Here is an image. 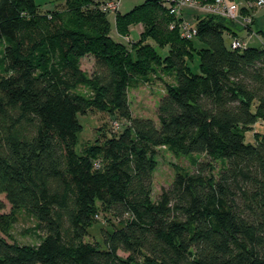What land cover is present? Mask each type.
Segmentation results:
<instances>
[{
    "label": "trees",
    "instance_id": "1",
    "mask_svg": "<svg viewBox=\"0 0 264 264\" xmlns=\"http://www.w3.org/2000/svg\"><path fill=\"white\" fill-rule=\"evenodd\" d=\"M64 1L42 10L0 0V194L12 205L0 210V264H264V131L246 135L264 122L263 41L233 48L225 35L247 39L245 29L200 13L185 38L160 0H145L117 13L120 31L144 26L131 52L108 33L106 0ZM158 71L174 83L157 118L134 116L128 86ZM94 108L126 125L83 153L80 117ZM160 147L194 157L196 169L154 199ZM19 209L38 220L36 246L12 236ZM102 212L118 225L89 243Z\"/></svg>",
    "mask_w": 264,
    "mask_h": 264
},
{
    "label": "rangeland",
    "instance_id": "2",
    "mask_svg": "<svg viewBox=\"0 0 264 264\" xmlns=\"http://www.w3.org/2000/svg\"><path fill=\"white\" fill-rule=\"evenodd\" d=\"M145 0H122L120 6V12L125 13L131 10L135 5L142 3ZM41 3L42 10L57 9L61 10L65 7L64 0H37ZM118 11L112 13L107 12L109 18V35L124 41L130 48L133 47V42H137L140 38V33L144 31L142 23H136L130 25V31H120L118 29ZM197 11L184 8L183 17L191 24L196 25L197 19L195 17ZM256 23L253 25V29H264V8L256 10L254 13ZM247 34H243L242 37ZM248 36V35H247ZM226 43L229 45V36L225 35ZM231 39V38H230ZM250 45H260L261 41L264 40V36L260 38L253 37L250 39ZM149 42L154 46L157 44L153 39H149ZM197 44V43H196ZM202 45V44H201ZM183 46V45H182ZM167 45L164 46V54L168 51ZM132 48L131 52H134ZM82 68L89 73H92L94 69V57L88 54L82 58ZM162 79L155 75H150L145 81L140 80L135 84L128 86V99L134 116L140 117H152L156 119V108L158 101L167 91V84L174 83V76L163 71H158V74ZM83 92L87 89L81 88ZM82 122V130L79 134L78 150L83 153L93 152V148L98 145V138L104 134L111 135V133L121 132L126 125V121L121 119L117 114H110L108 110L103 108L90 109L85 115L80 117ZM264 131V122L261 120L259 123L254 125L251 129L246 131L248 140H253L255 132ZM199 156V155H198ZM200 161L207 160L205 155L196 157ZM157 166L153 174V198L158 197L164 189H167L173 182L175 176L179 172H195V158L187 155H175L167 147H160L155 156ZM96 163H100L98 159H95ZM221 168V164L214 168L213 173L217 175ZM3 207V208H2ZM12 209V205L7 200L5 194H0V210L9 212ZM16 221L12 226V236L14 239L22 244L38 245L42 239V232L38 228L37 218L28 210L19 209L16 211ZM117 224V221L108 213H101L97 220L93 223L90 228V234L85 238V241L89 243L101 242V229L111 228V226ZM118 225V224H117ZM121 255L126 254L121 252Z\"/></svg>",
    "mask_w": 264,
    "mask_h": 264
},
{
    "label": "built area",
    "instance_id": "3",
    "mask_svg": "<svg viewBox=\"0 0 264 264\" xmlns=\"http://www.w3.org/2000/svg\"><path fill=\"white\" fill-rule=\"evenodd\" d=\"M122 0H106L103 9L112 13L119 11ZM162 6L168 13L176 17L181 35L185 38H194L198 29L196 25H191L183 16L184 8H192L200 14H212L226 18L240 28L245 29L247 39L239 36H230L233 48H242L246 46L251 38L261 36L256 30L249 29L254 24L256 10L264 8V0H160ZM243 9L248 12H244ZM174 26V25H173ZM264 43V40H262Z\"/></svg>",
    "mask_w": 264,
    "mask_h": 264
},
{
    "label": "crops",
    "instance_id": "4",
    "mask_svg": "<svg viewBox=\"0 0 264 264\" xmlns=\"http://www.w3.org/2000/svg\"><path fill=\"white\" fill-rule=\"evenodd\" d=\"M263 9V8H262ZM256 12V11H255Z\"/></svg>",
    "mask_w": 264,
    "mask_h": 264
}]
</instances>
